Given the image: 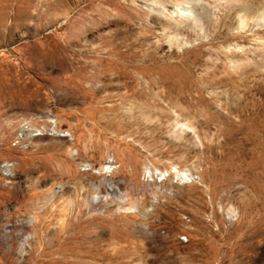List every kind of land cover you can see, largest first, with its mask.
<instances>
[{
    "label": "rangeland",
    "instance_id": "rangeland-1",
    "mask_svg": "<svg viewBox=\"0 0 264 264\" xmlns=\"http://www.w3.org/2000/svg\"><path fill=\"white\" fill-rule=\"evenodd\" d=\"M184 1L0 0V264H264V0Z\"/></svg>",
    "mask_w": 264,
    "mask_h": 264
},
{
    "label": "bare ground",
    "instance_id": "bare-ground-1",
    "mask_svg": "<svg viewBox=\"0 0 264 264\" xmlns=\"http://www.w3.org/2000/svg\"><path fill=\"white\" fill-rule=\"evenodd\" d=\"M143 1L145 2L147 6L146 8L143 9V11L147 14V21L151 22L152 19L159 20V27L161 28V30L171 27V26L185 28L184 26H186L187 24L191 22L197 23V24L201 22V18H200L201 12L197 10L196 4L194 6L193 5L191 6L190 4H188L187 1H184V0H143ZM245 14L239 15L241 26H245V22L247 20V16ZM252 17L253 16H251V18ZM122 45L123 43L119 44L118 48L121 47ZM243 49L244 48H239L237 50L238 52L240 50V53H244ZM247 62H249V60H236V59L227 57V63L222 73L223 74L234 73V72L241 73L243 66Z\"/></svg>",
    "mask_w": 264,
    "mask_h": 264
}]
</instances>
